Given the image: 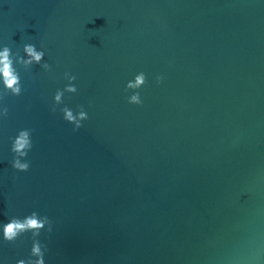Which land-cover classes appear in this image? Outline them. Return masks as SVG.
<instances>
[{"label":"water","instance_id":"water-1","mask_svg":"<svg viewBox=\"0 0 264 264\" xmlns=\"http://www.w3.org/2000/svg\"><path fill=\"white\" fill-rule=\"evenodd\" d=\"M26 44L50 70L14 62L22 93L0 99V225L47 216L45 264H264V0H0V50ZM31 246L0 228V264Z\"/></svg>","mask_w":264,"mask_h":264},{"label":"clouds","instance_id":"clouds-1","mask_svg":"<svg viewBox=\"0 0 264 264\" xmlns=\"http://www.w3.org/2000/svg\"><path fill=\"white\" fill-rule=\"evenodd\" d=\"M23 52L25 54L24 57L20 56L19 53L13 54L7 46H4L0 50V82L3 85V92H0V99H3L9 93L13 96H19L22 93L20 74L16 67H14V62L22 66L25 71H28L31 66L36 64L41 65L45 70H50L47 62L41 64L45 55L43 50H37L33 44H26L23 47ZM64 76L69 81V84L65 86L64 90L57 89L54 95L52 112L56 111L55 105L63 103L62 98L65 92L75 93L77 91L75 85L71 83L76 77L68 72H65ZM162 81V76L156 77L157 84ZM146 83L147 78L145 73L140 72L135 76L134 80L126 84L125 92L133 90V94L127 97L128 103L142 105L143 101L138 90ZM8 111L6 106L0 108V118H6ZM60 111L63 113V119L75 126L74 131L82 127V121L88 119V114L82 106L76 114L67 106L61 108ZM31 132V129L20 130L17 136L12 138L11 152L14 156L11 166L20 172H27L30 168V162L26 160L22 162V158L27 157L28 152L33 147ZM0 228H2L3 240L10 244L15 243L26 233H31L32 246L29 258L27 260L20 259L17 261V264H45L44 256L48 248L37 237L40 235L41 230H45V228L49 233L52 231V222L47 216L41 217L36 211H33L23 218L11 217L7 223L0 225Z\"/></svg>","mask_w":264,"mask_h":264}]
</instances>
